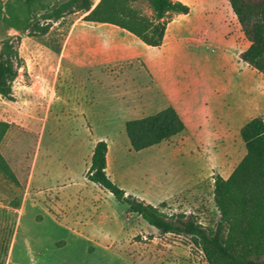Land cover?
Here are the masks:
<instances>
[{"label":"rangeland","instance_id":"rangeland-1","mask_svg":"<svg viewBox=\"0 0 264 264\" xmlns=\"http://www.w3.org/2000/svg\"><path fill=\"white\" fill-rule=\"evenodd\" d=\"M56 1L0 0V40L21 57L12 99L0 95V264H207L188 235L158 231L85 173L104 136L107 175L127 194L215 224L214 177L245 153L240 127L264 118V74L239 57L248 42L228 1L180 0L189 12L167 14L159 46L75 6L44 19ZM135 7L151 16L147 0ZM10 11L28 28L3 21ZM169 105L185 129L132 149L125 121Z\"/></svg>","mask_w":264,"mask_h":264},{"label":"trees","instance_id":"trees-1","mask_svg":"<svg viewBox=\"0 0 264 264\" xmlns=\"http://www.w3.org/2000/svg\"><path fill=\"white\" fill-rule=\"evenodd\" d=\"M28 4L33 0H26ZM138 0H60L51 5L44 19H59L66 8L75 6L88 22L116 25L148 46L163 42L167 14H187L189 6L180 0H147L151 16L135 7ZM235 14L248 46L239 53L242 61L264 74V0H227ZM11 8V6H10ZM2 20L27 29L28 17L10 11ZM38 27V24L35 25ZM22 29V28H21ZM12 36L0 40V95L12 99V81L18 74L21 57ZM0 121V138L7 127ZM125 133L134 150L161 143L182 132L185 124L169 105L152 114L125 121ZM245 153L227 177H214L213 200L219 218L204 225L192 214H167L157 205L138 199L120 188L106 173L109 149L105 140L95 143L88 180L109 190L118 201L128 202L130 212L139 215L162 233L185 234L202 251L207 264H264V118L262 114L247 120L239 129ZM108 150V151H107ZM0 161L8 169L0 154ZM164 203L161 202V206Z\"/></svg>","mask_w":264,"mask_h":264},{"label":"crops","instance_id":"crops-1","mask_svg":"<svg viewBox=\"0 0 264 264\" xmlns=\"http://www.w3.org/2000/svg\"><path fill=\"white\" fill-rule=\"evenodd\" d=\"M186 15V14H185ZM87 23H96V24H99V25H101V26H109V25H113V24H109V23H98V22H87ZM108 24V25H107ZM169 25V24H168ZM168 25H167V27H168ZM167 27H166V29H167ZM104 28H106V27H104ZM113 28H115V29H119L120 27H118V26H116V25H113ZM103 29V28H102ZM120 29H122V28H120ZM123 30V29H122ZM103 34H105V35H111L109 32H103ZM67 43H66V45L69 47V48H75V47H80L81 45H77V40L75 39V38H73V37H70L67 41H66ZM146 46H148V45H146ZM77 64V63H76ZM78 65H79V63H78ZM91 65H93V64H91ZM80 66H89V65H87V63H84L83 65H80ZM147 66H148V68H151L152 66H153V64L149 61L148 62V64H147ZM174 107V106H173ZM175 108V107H174ZM176 109V108H175ZM177 111V110H176ZM178 112V111H177ZM179 114V113H178ZM180 115V114H179ZM181 117V116H180ZM182 118V117H181ZM183 120V119H182ZM185 124V123H184ZM99 140H105L106 141V139H105V137L103 136V137H101V136H98V137H95V139L93 140L94 141V144H93V147H94V145H95V143L97 142V141H99ZM108 149H109V145H108ZM108 151V150H107ZM92 154V150H91V152H90V155ZM109 154V153H108ZM106 158H107V154H106ZM87 170V169H86ZM106 173H107V171H106ZM92 182V181H91ZM126 191V193H128L127 192V190H125Z\"/></svg>","mask_w":264,"mask_h":264}]
</instances>
